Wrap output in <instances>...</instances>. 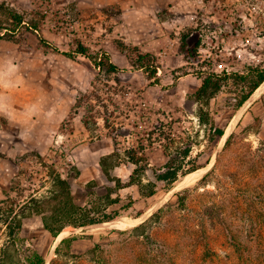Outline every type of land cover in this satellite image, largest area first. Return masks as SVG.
<instances>
[{
    "label": "rangeland",
    "instance_id": "obj_1",
    "mask_svg": "<svg viewBox=\"0 0 264 264\" xmlns=\"http://www.w3.org/2000/svg\"><path fill=\"white\" fill-rule=\"evenodd\" d=\"M11 11L24 23L0 36V92H30L31 114L0 117L1 214L22 223L14 235L0 224V264H30L34 252L45 264H264V94L231 110L242 89L224 80L195 98L211 73L264 70V0H0L3 28ZM80 44L86 56L62 54ZM103 54L121 71L97 68ZM146 54L158 84L132 65ZM237 115L225 143L213 141L211 128L226 133ZM170 160L188 174L167 191L156 176ZM58 179L82 209L67 220L118 212L111 223L130 225L69 226L54 240L42 219L64 201Z\"/></svg>",
    "mask_w": 264,
    "mask_h": 264
},
{
    "label": "trees",
    "instance_id": "obj_2",
    "mask_svg": "<svg viewBox=\"0 0 264 264\" xmlns=\"http://www.w3.org/2000/svg\"><path fill=\"white\" fill-rule=\"evenodd\" d=\"M8 15L10 19L13 21V26L11 29L3 28L0 26V36L3 35V37L13 34L16 32V30L23 25L24 20L23 16L18 14L15 11L8 12ZM34 30H37V27L33 28ZM42 45L44 47H51V44L47 42L43 38H39ZM186 47V41L183 39L182 48ZM122 51L126 50L123 46L121 47ZM54 51L58 52L57 49H53ZM64 56L74 59L76 56H86L87 55V48L83 45H79L75 51L68 52V53H62ZM94 65L97 68H102L106 70L109 73H117L121 70L111 62L110 57L106 54H103L100 58V61L95 60ZM133 66H136L139 70H143L148 74V78L150 80H154L156 84L159 83L158 80V64L157 59L154 55L146 54L142 55L136 60L135 62H132ZM226 80H232L235 82L236 85L241 86V92L239 99L236 103H232L231 101H227V107L231 110L238 111L240 110L244 104L249 100L251 95L260 87V85L264 82V70L259 68H250L249 71L245 74H238V73H227L224 72L222 75L211 73L209 74L203 81V84L199 91L196 93L195 98L203 102L205 100L213 98L215 95L219 93L222 89V82ZM226 125H221L218 127H212L211 133H212V140L217 142L219 141L225 134ZM179 154H182L183 159L186 160L190 157V149H185L182 152H179ZM145 159H143L144 161ZM134 164L138 165L140 160H133ZM146 167V166H144ZM197 169L193 168L190 172H195ZM161 173L158 174L157 181L165 184V188L167 191H171L174 185L179 181V178L182 176H185L188 174V172H184L182 166H174L173 160H170V163L167 164L166 167H164L162 170H160ZM189 172V173H190ZM137 171L135 172V174ZM208 176V175H207ZM207 176L201 181L203 182ZM134 177L132 176V182L129 184H133ZM58 184L62 189V192L57 194V199H62V201L58 208L55 209V213L52 217L47 218V216H44L42 221L44 224L45 229L50 233L51 237L56 240L59 235L62 233V231L69 226H72L74 228H80V227H86L91 225H99L103 223H108L114 221L116 218H118V212H114L113 214H104L102 219H93L88 218L87 213L83 215V218L80 220V216H76V220H67L72 215H76L78 212L82 211L81 208L77 207L72 202V196L70 193V183L65 180L58 179ZM140 185V184H136ZM123 188L122 184L118 183L115 187V189L108 188L107 192H118ZM139 188L141 189L142 186L140 185ZM64 190V191H63ZM189 190H185L181 193H178L175 195V197L178 199L180 203H184V201L187 198ZM156 194L155 191L150 192L149 195H147L146 198H151ZM110 196V195H109ZM56 198V197H55ZM120 199L119 196L115 200H111L108 205H114L119 203ZM134 202H131L126 208L131 207ZM1 208H0V224L5 223L6 227L9 229L10 235H14L17 231L21 230L22 223L19 220H15L14 222L17 223L16 228L12 227V221H8L9 217L4 216L1 214ZM145 214V210H141L138 212V214L135 216V218H140ZM60 216V218H58ZM68 217V218H67ZM79 219V220H78ZM30 264H45V259L38 253L34 252L33 254V260L31 259Z\"/></svg>",
    "mask_w": 264,
    "mask_h": 264
},
{
    "label": "crops",
    "instance_id": "obj_3",
    "mask_svg": "<svg viewBox=\"0 0 264 264\" xmlns=\"http://www.w3.org/2000/svg\"><path fill=\"white\" fill-rule=\"evenodd\" d=\"M29 93L30 92H25V93L24 92H0V117L7 119L11 123V122L18 120V119H16L18 113L19 114L24 113L25 115L31 114V109H28V106H29L28 103L29 102L27 103V100L25 101L26 94L29 95ZM22 94H24L25 97H23ZM21 99H23L24 102H22ZM40 112L42 113L43 116L48 115V116L52 117L53 115H56L55 120L56 121L58 120L57 123L59 122V120L62 117V116L61 117L58 116L60 114H57L56 110L48 109L47 106L44 108V110H42ZM66 112L63 114L66 115L67 114ZM39 124H40L39 120H36L33 123V127H39ZM41 125H45V124L42 123ZM50 128L51 129H48V131H50V133L51 132L53 133L54 129H52V128H54V126H52ZM45 129H47V126L45 127ZM28 143L30 145L38 144V137L32 136L30 138V140L28 141ZM136 219H138V218H136ZM108 223L113 224L111 222H108ZM106 225H109V224H106Z\"/></svg>",
    "mask_w": 264,
    "mask_h": 264
},
{
    "label": "bare ground",
    "instance_id": "obj_4",
    "mask_svg": "<svg viewBox=\"0 0 264 264\" xmlns=\"http://www.w3.org/2000/svg\"><path fill=\"white\" fill-rule=\"evenodd\" d=\"M264 94V82L263 84H261V86L255 91V93L253 94V96L250 98V100L245 104V106L243 107L242 110H244V108H246L248 106V104H250L252 101L257 100L260 96H262ZM241 110V111H242ZM240 111V112H241ZM239 112V113H240ZM242 114V113H241ZM239 117L238 115L234 118V120L232 121L231 125L228 126L225 136L222 139V143H225V141L227 140L228 136L230 135L231 131L233 130L234 126H235V119ZM238 120V119H237ZM198 174V173H195ZM195 174H191L185 177L183 184L186 185L190 182V180L193 178V176ZM195 182V181H193ZM187 186V185H186ZM190 186V185H189ZM135 222V221H134ZM130 225V222L126 221V220H120L116 223L113 224H109V225H103V227L106 228H115V229H121V228H127V226ZM101 228V227H100Z\"/></svg>",
    "mask_w": 264,
    "mask_h": 264
},
{
    "label": "water",
    "instance_id": "obj_5",
    "mask_svg": "<svg viewBox=\"0 0 264 264\" xmlns=\"http://www.w3.org/2000/svg\"><path fill=\"white\" fill-rule=\"evenodd\" d=\"M262 84H263V83H262ZM260 86H261V85H260ZM254 93H255V92H254ZM254 93H253V94H254ZM253 94L251 95V97L253 96ZM251 97H250V98H251ZM250 98H249V100H250ZM249 100H248V101H249ZM248 101H247V102H248ZM247 102H246V103H247ZM246 103H245V104H246ZM245 104H244V106H245ZM244 106H243V107H244ZM224 136H225V134H224ZM224 136H223L222 138H224Z\"/></svg>",
    "mask_w": 264,
    "mask_h": 264
}]
</instances>
